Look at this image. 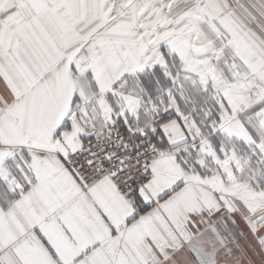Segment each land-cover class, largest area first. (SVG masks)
<instances>
[{"label":"snow or ice","instance_id":"obj_1","mask_svg":"<svg viewBox=\"0 0 264 264\" xmlns=\"http://www.w3.org/2000/svg\"><path fill=\"white\" fill-rule=\"evenodd\" d=\"M264 0H0V264H264Z\"/></svg>","mask_w":264,"mask_h":264},{"label":"crops","instance_id":"obj_2","mask_svg":"<svg viewBox=\"0 0 264 264\" xmlns=\"http://www.w3.org/2000/svg\"><path fill=\"white\" fill-rule=\"evenodd\" d=\"M262 255H264V253H262ZM177 259H178V261L181 262V264H192L190 259L187 261H182L179 256L177 257ZM218 264H236V262L233 260H228L221 255V256H218ZM239 264H246V262L240 261Z\"/></svg>","mask_w":264,"mask_h":264}]
</instances>
